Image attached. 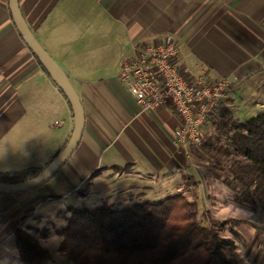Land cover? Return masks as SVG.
<instances>
[{
	"label": "crops",
	"instance_id": "0c3cea01",
	"mask_svg": "<svg viewBox=\"0 0 264 264\" xmlns=\"http://www.w3.org/2000/svg\"><path fill=\"white\" fill-rule=\"evenodd\" d=\"M18 5L35 40L66 74L85 125L77 150L51 181L30 192L0 195V264H23L14 248L17 229L30 232L50 252L71 209L96 208L91 204L101 201L119 210L133 196L165 190L177 178L199 186L198 168L205 165L176 146L177 116L170 108L145 112L119 80L132 48L171 36L179 44L178 67H199L208 84L229 81L224 101L207 119L206 138L219 123H241L242 116L264 112V0H18ZM73 128L68 101L18 32L9 1L0 0V173L43 169ZM236 160L241 159L234 157L231 165ZM219 205L212 210L217 213ZM259 257L256 252V261Z\"/></svg>",
	"mask_w": 264,
	"mask_h": 264
},
{
	"label": "trees",
	"instance_id": "16d2710c",
	"mask_svg": "<svg viewBox=\"0 0 264 264\" xmlns=\"http://www.w3.org/2000/svg\"><path fill=\"white\" fill-rule=\"evenodd\" d=\"M214 130L190 154L217 164L214 152L240 158L228 169L231 181L240 184L251 202L256 196L264 202V112L244 123L226 120ZM41 171L0 173V183L20 184ZM195 200L178 193L158 204H136L121 211L109 205L71 209L57 232L58 253L71 264H240L227 256L231 242L221 233L229 229L237 236L233 231L241 222L217 220L208 211L200 215ZM13 241L21 263L50 261V252L24 230L17 229Z\"/></svg>",
	"mask_w": 264,
	"mask_h": 264
},
{
	"label": "built area",
	"instance_id": "2783aa9c",
	"mask_svg": "<svg viewBox=\"0 0 264 264\" xmlns=\"http://www.w3.org/2000/svg\"><path fill=\"white\" fill-rule=\"evenodd\" d=\"M178 42L171 36L151 46L132 48V56L119 69V80L145 111L170 108L179 119L175 144L188 155L202 147L208 117L224 101L229 81L204 82L200 69L177 65Z\"/></svg>",
	"mask_w": 264,
	"mask_h": 264
},
{
	"label": "rangeland",
	"instance_id": "374dc122",
	"mask_svg": "<svg viewBox=\"0 0 264 264\" xmlns=\"http://www.w3.org/2000/svg\"><path fill=\"white\" fill-rule=\"evenodd\" d=\"M251 117L242 116L240 121L244 123ZM213 156L218 159L220 164L213 163L208 157H204L203 161L199 160L205 166L198 168L201 177L198 187L194 188L191 184H187L185 179L177 178L172 181L171 187L165 190L160 188L154 194L150 192L149 194L135 195L125 204H120L121 206L118 209L121 211L133 205L143 203L158 204L179 192L183 193L188 199H196L200 215H202L203 211H208L212 218L217 220H225L228 219L227 217L239 219L237 221H240L241 224L235 227L233 231L237 236H234L229 229L221 233L222 238L231 242V245L226 249L228 257L235 259L240 264H264V239L261 238L264 236V202L258 196L254 197V202H251L244 192L242 194V192L237 191V186L239 185L231 181L230 172H228L232 159H234L233 156L227 157L223 150L221 152H214ZM211 165H214L216 170H210ZM202 182L203 185H201ZM180 183L186 185L178 190ZM217 202L220 203V208L216 213L211 207L215 206ZM94 203L91 204V207H97L106 202L97 201ZM240 203L245 205L246 212L236 214V210L242 207ZM27 233L31 235L30 232ZM257 234H260L261 237L256 242L255 236ZM58 238L54 237L49 246L51 259L46 264H71L65 259H61L62 257L57 252L61 242V238ZM256 252L260 253L257 261Z\"/></svg>",
	"mask_w": 264,
	"mask_h": 264
},
{
	"label": "water",
	"instance_id": "95a60500",
	"mask_svg": "<svg viewBox=\"0 0 264 264\" xmlns=\"http://www.w3.org/2000/svg\"><path fill=\"white\" fill-rule=\"evenodd\" d=\"M9 8L12 15L13 22L22 35L24 42L29 50L34 54L44 71L50 76L54 83L59 87L66 100L68 101L74 118V128L70 139L65 147L57 154V156L49 162L40 172L38 176L20 184H4L0 183V195L14 196L22 193L30 192L46 185L51 181L58 172L63 168L67 161L77 150L82 134L84 131L85 119L81 102L71 86L66 74L46 51L38 44L33 37L26 23L24 22L18 0H8Z\"/></svg>",
	"mask_w": 264,
	"mask_h": 264
},
{
	"label": "clouds",
	"instance_id": "9594fccd",
	"mask_svg": "<svg viewBox=\"0 0 264 264\" xmlns=\"http://www.w3.org/2000/svg\"><path fill=\"white\" fill-rule=\"evenodd\" d=\"M239 213H240V209H237V210H236V214H239Z\"/></svg>",
	"mask_w": 264,
	"mask_h": 264
}]
</instances>
